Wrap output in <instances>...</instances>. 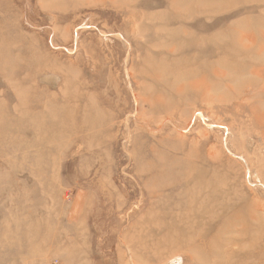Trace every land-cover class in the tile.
<instances>
[{"label":"rangeland","instance_id":"rangeland-1","mask_svg":"<svg viewBox=\"0 0 264 264\" xmlns=\"http://www.w3.org/2000/svg\"><path fill=\"white\" fill-rule=\"evenodd\" d=\"M0 264H264V0H0Z\"/></svg>","mask_w":264,"mask_h":264}]
</instances>
